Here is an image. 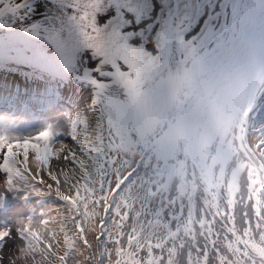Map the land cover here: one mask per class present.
Returning <instances> with one entry per match:
<instances>
[{
    "label": "snow or ice",
    "instance_id": "1",
    "mask_svg": "<svg viewBox=\"0 0 264 264\" xmlns=\"http://www.w3.org/2000/svg\"><path fill=\"white\" fill-rule=\"evenodd\" d=\"M53 3L25 30L69 70L79 49L102 59L81 76L94 94L69 120L74 147L51 126L0 134L3 183L55 193L71 224L54 239L47 217L19 221L16 255L69 264L79 239L105 241L107 264H264V0Z\"/></svg>",
    "mask_w": 264,
    "mask_h": 264
},
{
    "label": "rangeland",
    "instance_id": "2",
    "mask_svg": "<svg viewBox=\"0 0 264 264\" xmlns=\"http://www.w3.org/2000/svg\"><path fill=\"white\" fill-rule=\"evenodd\" d=\"M7 2L9 0H0V4ZM4 30L6 26L0 25V63L15 68L0 64V99L3 100L0 102V134L13 133L12 135L20 138L32 137L36 134L32 127L36 117L52 118L47 127L51 126L55 133L52 138L54 147H59V144L67 137L66 130L69 133L70 123H67V119L85 109L94 94V87L81 78L59 71L56 67L52 72L47 67L51 63L49 61L28 65L31 51L27 55V50L34 49L33 39L27 36L28 38L24 40L19 36L17 41L12 42L4 35ZM7 110L17 113L21 119L20 122L15 121L16 115H11L6 112ZM2 115L5 118H1ZM27 118L34 119L28 121ZM90 119L94 132L95 118L90 117ZM255 123L257 126L264 124V118H258ZM21 124L25 127V131L20 129ZM31 132L32 134H29ZM70 137L73 139L71 135ZM64 144L70 147L75 146L73 140L70 142L68 139ZM52 163L56 162L53 160ZM29 166L35 174V165L32 164L31 156ZM41 176L45 180L48 179L44 172H41ZM3 180L4 176L0 173V228H9L12 231L0 246V264H12L16 257V249L21 245L16 232L18 222L27 221L29 218L34 220L38 209L44 206L62 207L64 202L53 192L43 196L31 193L25 186V182H19L18 187L9 189ZM68 227L70 228L71 224ZM94 242L87 247L77 239L76 244L80 249V255L70 260L69 264H89L88 252H93ZM103 264H107V259Z\"/></svg>",
    "mask_w": 264,
    "mask_h": 264
},
{
    "label": "bare ground",
    "instance_id": "3",
    "mask_svg": "<svg viewBox=\"0 0 264 264\" xmlns=\"http://www.w3.org/2000/svg\"><path fill=\"white\" fill-rule=\"evenodd\" d=\"M35 5H36V0H11L8 6L16 8V11L14 12L4 11L3 14L0 15V16H4V15L9 16L7 21L8 29H6V32L16 36H22L27 34L21 32L22 27L32 23L33 21H38V16H36V14L34 13ZM3 9L4 7L0 9V11H2ZM52 14L53 13L48 12L46 13V16H50ZM40 55L46 57V60H54L57 63V69L59 71L63 73H70L71 76L76 78H81L85 68L89 70L95 69L100 64V61L102 59L101 57L98 56L94 57L91 49H87V48L79 49L75 54V60H74L75 70H69L64 66V63L60 59L59 54L56 52L55 48L52 46L51 43H49L47 39H44L41 42ZM105 70L111 71L112 69L110 66H106ZM92 74L93 76L99 78L97 72L93 71Z\"/></svg>",
    "mask_w": 264,
    "mask_h": 264
},
{
    "label": "clouds",
    "instance_id": "4",
    "mask_svg": "<svg viewBox=\"0 0 264 264\" xmlns=\"http://www.w3.org/2000/svg\"><path fill=\"white\" fill-rule=\"evenodd\" d=\"M133 153L134 149L132 148L125 150V154L128 156H132ZM26 187H30V185H26ZM44 217H47L49 220V229L57 232V237H54V239L58 238L60 232L65 230V228L61 227V225L67 227L70 224L68 213L65 211L63 206H44L38 209L36 218L33 220V227L37 229L42 228L43 226L40 221ZM45 236H47V233H45ZM70 255L72 256V259L80 255V249L77 244H75ZM12 264H34V262L30 257H22L20 254H17ZM35 264H39L38 259L35 261Z\"/></svg>",
    "mask_w": 264,
    "mask_h": 264
},
{
    "label": "flooded vegetation",
    "instance_id": "5",
    "mask_svg": "<svg viewBox=\"0 0 264 264\" xmlns=\"http://www.w3.org/2000/svg\"><path fill=\"white\" fill-rule=\"evenodd\" d=\"M256 238L257 239L259 238L258 233L256 234ZM105 246H108V245H106V242L103 241V240L94 242L93 252H92V256L94 257V260L89 261L90 264H97V261L98 262L100 261V257L101 256H98L97 252H100L101 253V255L103 257V261L106 260V257L103 255V248ZM102 263H104V262H102Z\"/></svg>",
    "mask_w": 264,
    "mask_h": 264
}]
</instances>
